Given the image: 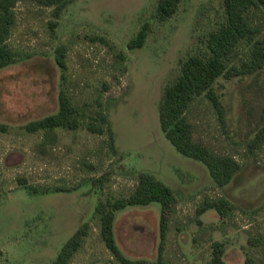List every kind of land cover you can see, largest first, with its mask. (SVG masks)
I'll use <instances>...</instances> for the list:
<instances>
[{"label": "rangeland", "instance_id": "obj_1", "mask_svg": "<svg viewBox=\"0 0 264 264\" xmlns=\"http://www.w3.org/2000/svg\"><path fill=\"white\" fill-rule=\"evenodd\" d=\"M156 1L75 0L54 32L48 26L50 8L28 0L15 5L8 43L21 59L0 69V122L9 126L0 132L2 264H52L86 221L88 234L72 263L122 264L106 248L93 212L99 200L128 196L139 171L153 174L177 198L164 251L169 264H205L215 240L224 242L229 264H242L246 255L264 263V143L253 153L247 147L264 120V69L218 79L224 122L203 95L187 110L193 139L241 165L233 180L219 187L202 162L179 153L165 138L157 111L178 59L190 48L192 36L214 22L219 0H182L164 22L154 17ZM251 17L264 37V7ZM144 22L150 27L144 45L128 49L127 42ZM93 34L106 36L112 47L90 41ZM60 44L66 46L71 100L84 105L88 115L102 111L108 117L113 147L107 134L84 128L23 129L58 108L60 69L54 49ZM244 56L240 47L233 60ZM220 196L235 205L226 218L213 209L195 214L205 198ZM159 210V203L152 202L116 212L115 239L127 258H156ZM249 237L260 243L249 244Z\"/></svg>", "mask_w": 264, "mask_h": 264}, {"label": "trees", "instance_id": "obj_2", "mask_svg": "<svg viewBox=\"0 0 264 264\" xmlns=\"http://www.w3.org/2000/svg\"><path fill=\"white\" fill-rule=\"evenodd\" d=\"M19 1L0 0V69L18 62L20 53L8 43L15 23L14 7ZM51 9L48 26L54 32L64 10L75 0H28ZM182 0H157L154 17L158 22L171 18L178 10ZM217 17L203 33L192 36L190 48L178 59L176 74L163 86L157 106L160 129L165 138L179 153L202 162L213 182L223 187L233 180L241 168L238 160L231 155L219 154L204 143L196 142L192 135V125L187 110L196 97L204 96L211 103L218 120H225V105L215 87L218 79L251 75L264 69V37H259L260 27L253 21L251 13L264 7V0H219ZM150 30L144 22L135 36L127 42L128 49L144 45ZM90 41L100 42L112 47L104 35L93 34ZM245 50L244 58L235 62L234 56L239 48ZM66 46L60 44L54 49V60L60 69V82L57 94L56 112L23 125L27 132L64 128L77 130L84 128L91 133L107 134L113 147V131L108 117L102 111L88 115L86 108L75 104L68 93ZM121 60L124 55L118 54ZM101 106V104H99ZM9 126L0 122V132L8 131ZM264 143V120L249 139V152H255ZM152 202L160 205L158 217L159 242L157 255L153 260L129 259L117 245L114 234L116 212L128 206H146ZM177 198L173 190L147 171H139L134 190L126 197L99 200L94 215L100 226V236L110 253L122 264H169L164 255L170 218L174 212ZM209 209L216 211L220 219L226 218L235 205L224 196L205 198L195 209L200 216ZM89 223L83 222L58 250L52 264H73L72 257L87 236ZM247 242L258 245L259 239L249 237ZM225 244L215 240L211 243L210 257L205 264H229L224 260ZM0 264H2L0 262ZM242 264H264L255 257L246 255Z\"/></svg>", "mask_w": 264, "mask_h": 264}]
</instances>
